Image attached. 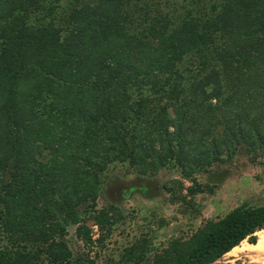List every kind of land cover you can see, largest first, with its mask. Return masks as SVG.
<instances>
[{
    "label": "trees",
    "instance_id": "1",
    "mask_svg": "<svg viewBox=\"0 0 264 264\" xmlns=\"http://www.w3.org/2000/svg\"><path fill=\"white\" fill-rule=\"evenodd\" d=\"M240 153L264 157V0H0V264H100L133 186L113 168L177 169L157 189L195 218ZM263 229L242 203L117 264H216Z\"/></svg>",
    "mask_w": 264,
    "mask_h": 264
},
{
    "label": "rangeland",
    "instance_id": "2",
    "mask_svg": "<svg viewBox=\"0 0 264 264\" xmlns=\"http://www.w3.org/2000/svg\"><path fill=\"white\" fill-rule=\"evenodd\" d=\"M259 162L261 163L253 162L252 157L240 153L231 161L220 164L222 179L215 192L199 193L195 196V210L199 212L195 218L181 213L183 209L180 210L177 203H170V193L162 194L157 189L159 183L178 178L177 169H161L146 182L132 173H126L125 167L113 168V174L118 175L116 180H129L133 186L124 193L121 205L123 217L112 228V235L108 237L105 247H96L98 245L94 243L93 251L97 252L102 264H117L122 247L140 235H145L153 248L155 246L159 250L172 238L188 237L203 219L224 215L242 203H263L264 157ZM198 179L201 182L206 180L205 175H200ZM185 183L190 184L187 181ZM104 204L105 197L100 195L97 207L101 208ZM88 223L92 227L93 239H97L100 235L97 226L92 221ZM260 234L264 235V231L257 233V240ZM74 235L75 227L70 226L68 238L75 239ZM216 264H264V252L251 251L247 241H243L236 254H225Z\"/></svg>",
    "mask_w": 264,
    "mask_h": 264
},
{
    "label": "bare ground",
    "instance_id": "3",
    "mask_svg": "<svg viewBox=\"0 0 264 264\" xmlns=\"http://www.w3.org/2000/svg\"><path fill=\"white\" fill-rule=\"evenodd\" d=\"M263 231H264V229L261 230V231H258L257 233H260V232H263ZM242 242H243V241H242ZM247 244H248V246L250 247V250H251V251L264 252V235L260 234V235H259V238H258V240L256 241L255 244H250V243H248V242H247ZM238 247H239V245L233 247V248H232L228 253H226V254H229V253L236 254Z\"/></svg>",
    "mask_w": 264,
    "mask_h": 264
}]
</instances>
